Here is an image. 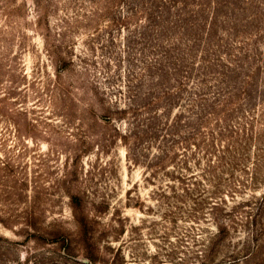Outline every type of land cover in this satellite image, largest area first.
Returning <instances> with one entry per match:
<instances>
[{
  "label": "rangeland",
  "instance_id": "374dc122",
  "mask_svg": "<svg viewBox=\"0 0 264 264\" xmlns=\"http://www.w3.org/2000/svg\"><path fill=\"white\" fill-rule=\"evenodd\" d=\"M157 1L159 8L152 12L157 23L185 27L181 37L192 41V46L202 39L195 62L203 47L211 48L208 58L213 67L218 64L216 70L229 64L232 69L235 57L242 59L240 73L231 82L243 87L249 75L246 91L240 93L241 112H235L226 126L238 127L235 120L242 124L250 120L256 126L257 110L251 114L249 107L259 109L264 99V0ZM126 5L129 10L139 6L136 0ZM147 13L151 11L139 16L140 24L130 23V34L126 30L122 37L119 33L106 36L102 31L93 54L88 53L87 33H74L73 74L63 77L57 75L42 38L34 31L31 0H0V98L4 101L0 160L3 168L8 164L6 172L15 175L5 178L0 217L6 218L3 212L19 216L31 211L39 231V238L33 239L21 232L20 225L13 231L0 226V237L15 242L8 245L0 240V264H15V259L24 264H93L88 257L95 264L206 261L209 240L216 232L208 215L207 194H186L174 179L180 167L173 171L166 169L169 164L149 166L160 154L150 150L148 138L133 140V120L100 118L103 103L131 105L127 80L142 64L154 61L152 53L157 51H145L142 35L154 24ZM218 82L212 77L208 87H217ZM191 89L196 91L195 85ZM185 91L182 101L189 98V89ZM65 92L68 98L63 101ZM176 111L174 107L172 113ZM26 121L33 125L28 129L32 141L23 138ZM122 132H130L127 145L121 141ZM245 193L236 194L235 200L228 197V206L244 202L249 196ZM7 199L19 202L13 205ZM242 231L219 243L213 253L216 264L233 251L234 240L244 237ZM58 235L61 238L53 243Z\"/></svg>",
  "mask_w": 264,
  "mask_h": 264
},
{
  "label": "trees",
  "instance_id": "16d2710c",
  "mask_svg": "<svg viewBox=\"0 0 264 264\" xmlns=\"http://www.w3.org/2000/svg\"><path fill=\"white\" fill-rule=\"evenodd\" d=\"M129 1L31 0L35 14L33 28L42 38L57 75L64 77L65 74H73L74 33H87L88 53L93 54L96 49L94 42L101 39L102 31H105L106 36L119 33V37H122L126 30L130 34V23H137L139 16L151 11L147 15L154 24L147 30L144 29L142 35L147 43L145 51H157L152 53L154 61L142 64L134 77L129 75L133 79L127 80L126 93L131 95V105L126 108L110 107L102 102L100 118L107 121L115 116L121 121L133 120V140L139 142L148 138L150 150L155 148L160 154L149 161V166L153 164L151 166L162 168L169 164L171 166L166 169L173 171L180 167L181 171L177 172L179 174L174 179L182 190L186 194L194 191V197L207 194L210 201L206 202L208 215L216 232L209 240L210 246L204 256V264H216L213 253L217 246L231 239V233L238 236L239 229L243 230L244 237L234 240L233 251L225 255V261L220 264H264V99L259 103V109L252 107L254 105L249 107L251 114L257 110L256 126L250 120L243 124L235 120L238 127L233 129L228 124L226 126L235 112H241L240 93L242 90L246 91L244 87L249 75L243 87L231 82L235 78H232L233 75L240 73L239 64L242 59L236 56L232 61V69L229 64L219 65V70H216L218 64L213 67L208 58L211 48L203 47L202 55L195 62L196 47L200 46L202 39L192 46V41L181 37V30L185 27L170 28L169 22L157 23L152 14L154 9L159 8L157 0H136L139 6L135 10H129L126 5ZM53 17L55 21L52 24L50 19ZM186 29L195 31L190 27ZM212 56L218 57L214 53ZM198 65L200 67L196 68ZM212 72L215 74L212 75ZM212 77H216V80L218 78L219 82L217 87L209 88L208 79ZM173 83L175 86H171ZM192 85H195L196 91L191 89ZM188 89L189 98L182 101L184 91ZM98 95L102 96L103 101V94L98 91ZM67 98L68 93H62L63 101ZM3 102L0 98V120L3 118ZM184 102L185 105H182ZM174 107L177 111L173 114ZM92 113L96 112L92 110ZM222 122L225 123L224 127L221 126ZM31 127L32 123L26 121L27 131L23 133V138L32 141L33 137L28 131ZM120 137L124 145L130 142V132H122ZM7 165L3 168L0 160V202L2 193L6 192V179L15 177L14 173L10 175L6 172ZM241 191L249 193V198L229 207L228 197L235 200L236 194ZM5 201H10L13 205L19 202L14 199ZM1 214L6 217H0V226L3 228L13 231L20 225L21 232H26L30 238H39L33 212L25 211L19 216L4 212ZM60 235L53 237L52 240L55 241L52 242H58ZM1 239L8 245L15 243L6 238L0 237ZM88 260L95 264L91 258L88 257ZM13 262L24 264L20 259Z\"/></svg>",
  "mask_w": 264,
  "mask_h": 264
},
{
  "label": "water",
  "instance_id": "95a60500",
  "mask_svg": "<svg viewBox=\"0 0 264 264\" xmlns=\"http://www.w3.org/2000/svg\"><path fill=\"white\" fill-rule=\"evenodd\" d=\"M82 263H87V261L86 260H83Z\"/></svg>",
  "mask_w": 264,
  "mask_h": 264
}]
</instances>
